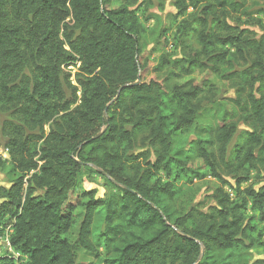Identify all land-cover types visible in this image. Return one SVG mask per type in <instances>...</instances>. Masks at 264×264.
Instances as JSON below:
<instances>
[{
  "label": "trees",
  "instance_id": "trees-1",
  "mask_svg": "<svg viewBox=\"0 0 264 264\" xmlns=\"http://www.w3.org/2000/svg\"><path fill=\"white\" fill-rule=\"evenodd\" d=\"M186 1L196 14L182 33L200 49L186 73L206 75L169 95L162 82L142 81L149 54L131 10L136 0H0V148L17 174L0 187V239L25 264H75L77 252L98 256L100 246L112 254L106 264H232L225 254L247 238L251 247L264 245L251 236L264 223V187L242 189L250 170L264 163V34L232 27L234 15H248L247 0ZM178 2L182 17L189 7ZM225 47L234 50L232 59ZM75 64L72 75L66 68ZM213 78L236 84V96L191 161L245 198L231 204L220 189L207 214L191 209L171 223L174 191L161 188L158 174L185 168L189 158L175 159L173 137L217 103ZM143 134L140 144L151 154L136 153ZM140 160L146 169L138 170ZM86 164L101 169L118 193L95 199L79 190ZM2 165L0 158V171ZM99 209L103 233L94 246ZM0 264L18 263L0 257Z\"/></svg>",
  "mask_w": 264,
  "mask_h": 264
},
{
  "label": "rangeland",
  "instance_id": "rangeland-1",
  "mask_svg": "<svg viewBox=\"0 0 264 264\" xmlns=\"http://www.w3.org/2000/svg\"><path fill=\"white\" fill-rule=\"evenodd\" d=\"M176 0H136L131 5L137 16V20L141 30V41L145 52L149 54L148 71L142 77V81H147L154 78L162 82L166 86V91L172 95L173 90L181 89L188 90V84L192 81L197 82L206 74L200 70L193 74H187V60L194 53L199 52V46L195 40L189 39L182 33L183 22H190L194 10L191 8V3L183 0L184 7H189L184 16L179 17L178 6L175 4ZM182 2V0H179ZM178 2V3H179ZM247 14H237L231 19V25L239 30H248L252 34L261 36L264 34V0H247ZM221 48H218L220 50ZM227 51L231 59L235 55L233 49L228 47L223 48ZM164 60V63L161 61ZM231 62V60H230ZM78 64L70 68H66L67 72H76ZM209 78V76H208ZM218 89L217 103L213 106H208L201 115L198 121L189 129L178 132L173 137L172 154H175V159L184 160L185 168L177 169L174 165L170 168V174L160 172L158 179L160 180L161 188L164 185L170 187L174 191L172 201H168L169 215L171 223L183 218L191 209L200 211L202 214H207L210 207L217 206L216 198L220 193L218 190L223 189L229 194L231 204L239 203L245 195H235L226 186L223 188L220 183L208 172L201 168V164L196 160H192L193 150L199 145L207 147L206 140H212L215 135L216 125L220 119V111L231 110L232 102L236 94V84L232 82H225L214 80ZM245 127L240 126L239 130H244ZM246 130V129H245ZM143 135L137 136L136 153H144L148 151L140 141L144 138ZM145 156H147L145 154ZM0 158L3 165L0 171V187H8L16 178V172L11 168L9 157L0 148ZM149 161L154 162V158ZM138 170L146 169L144 160L137 163ZM132 179H136L137 175L134 172L128 174ZM76 184L79 190H83L90 194L91 198L107 199L112 194L118 193L113 184V181L107 177L101 169L92 164H86L82 167L80 174L76 179ZM252 187L258 191L264 187V163L257 165L256 169L250 170V179L248 182L242 184V189ZM84 200L82 201V203ZM248 217L252 215L251 212L246 214ZM83 216V208L77 209L76 224L70 232L69 239L74 242L77 237V231ZM187 221V220H186ZM250 224H257V219L250 222ZM103 211L99 209L94 217L93 225L91 227L90 241L94 246L97 245V237L103 233ZM190 227V222L185 224ZM10 227L4 230V234H9ZM251 236L259 237L264 243V223L257 224L255 233ZM250 238L244 240V245L240 246L236 251L229 254L228 261L232 264H261L264 263V245L251 247ZM257 242L255 240L253 245ZM98 256L77 252L75 264H106L105 261L110 259L112 254L107 253L104 246L97 248ZM0 257H12L16 263L25 264L27 260L25 257L9 250L6 238L0 239Z\"/></svg>",
  "mask_w": 264,
  "mask_h": 264
},
{
  "label": "built area",
  "instance_id": "built-area-1",
  "mask_svg": "<svg viewBox=\"0 0 264 264\" xmlns=\"http://www.w3.org/2000/svg\"><path fill=\"white\" fill-rule=\"evenodd\" d=\"M70 69H72V68L70 67ZM71 73H72V75H74V70Z\"/></svg>",
  "mask_w": 264,
  "mask_h": 264
},
{
  "label": "water",
  "instance_id": "water-1",
  "mask_svg": "<svg viewBox=\"0 0 264 264\" xmlns=\"http://www.w3.org/2000/svg\"><path fill=\"white\" fill-rule=\"evenodd\" d=\"M138 83H135L134 85H137Z\"/></svg>",
  "mask_w": 264,
  "mask_h": 264
}]
</instances>
